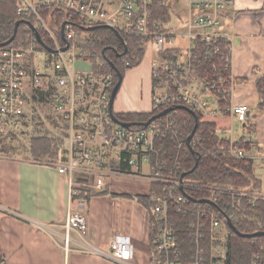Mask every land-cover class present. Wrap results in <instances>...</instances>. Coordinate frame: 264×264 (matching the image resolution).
<instances>
[{"label": "built area", "instance_id": "built-area-1", "mask_svg": "<svg viewBox=\"0 0 264 264\" xmlns=\"http://www.w3.org/2000/svg\"><path fill=\"white\" fill-rule=\"evenodd\" d=\"M14 1L17 14L35 19L46 38L39 42L35 36L26 46L0 48V130H6V123L22 120L34 110L41 112L40 106L57 118L60 130L65 129L67 136L62 137L65 146L61 153L64 161L56 165L59 173L67 176L70 187V204L63 226L65 249L69 248L72 233L87 235L89 231V202L80 197L76 185L79 180L86 182L96 193H103L113 180L120 177L146 179L162 187V195L152 197L157 225L152 264H226L229 234H216L224 224L213 213V206L219 205L235 215L238 212L233 206L235 197L248 199L251 204L264 198L250 190L205 186L210 191V203H191L185 194L179 192L189 184L181 178L165 177L152 165L159 141H170L178 145L179 150L183 147L184 140L172 119L174 114L169 113L142 129H132L133 126L125 129L113 121L110 112L114 71L104 72L101 65H93L91 72L82 73L74 69V64L89 63L97 57L88 53L90 34L95 31L90 29H107L115 34L123 32L147 39L144 53L151 47L158 55L152 63L153 80L158 83L152 96V112L184 108L200 115L206 122L221 114L217 104L221 96L223 99L231 97L234 81L231 75L209 83L191 76V51L198 39L208 45L227 42L230 70L231 44L228 37L219 32L220 13L228 1L181 0L189 12L188 31L184 36L175 35L165 26L151 22L150 8L154 0ZM57 11L63 12L64 20L53 24V13ZM182 37L188 42L186 51L178 50L181 55L184 53V57L180 56L175 63L161 59L162 54L178 49L177 38ZM218 52L219 48H216L214 54ZM248 113V106L236 104L223 112L240 123L247 121ZM218 133L216 130L215 134ZM221 135L219 138L229 143L228 148H222L226 155L247 159L246 152L236 146L239 142L246 144L244 138L235 141L232 134L228 139ZM144 166L148 168L147 173L143 171ZM171 209L184 215L193 214L198 219L194 226L195 249L186 262L171 225ZM206 222L213 228L212 243L218 244L216 247L212 245L209 259L199 233ZM263 239H253L256 250L251 264H264ZM94 252L116 264H135V248L130 237L117 236L106 251L94 249Z\"/></svg>", "mask_w": 264, "mask_h": 264}, {"label": "crops", "instance_id": "crops-1", "mask_svg": "<svg viewBox=\"0 0 264 264\" xmlns=\"http://www.w3.org/2000/svg\"><path fill=\"white\" fill-rule=\"evenodd\" d=\"M227 1L220 13L219 32L228 37L231 44L230 75L234 89L229 106H248L249 113L247 121L240 123L223 114L228 106L222 110L217 104L221 114L210 118L207 123L215 124L225 139L232 134L235 141L244 138L247 144L252 143V151L246 155L248 160L254 161V174L261 182L259 194L264 198V110L258 107L256 88L257 81L264 77V0ZM183 9L189 20L188 9ZM171 12L172 8L170 21L165 27L174 30L175 35L184 36L185 33L178 32L180 24L172 25ZM188 20L183 22L184 27ZM180 40L177 50L184 52L188 42L183 37ZM147 54H150L146 78L151 86V113L152 63L158 55L151 47L146 49L144 56ZM180 56L184 57V53ZM213 106L216 107L214 101ZM133 110L118 103L114 113L128 114ZM76 185L93 194L88 205L89 231L87 235L72 233L66 250L63 226L70 204L67 176L60 174L53 164L0 156V208L7 211L0 217V254L5 264H116L96 255L94 249L106 251L117 236L131 238L135 264H152L151 216L136 197L152 200L153 196L162 195L161 186L146 179L120 177L106 187L105 194H100L86 182L79 180ZM155 192L158 193L153 195ZM216 234L229 232L222 225ZM213 245L218 244L214 242Z\"/></svg>", "mask_w": 264, "mask_h": 264}, {"label": "trees", "instance_id": "trees-1", "mask_svg": "<svg viewBox=\"0 0 264 264\" xmlns=\"http://www.w3.org/2000/svg\"><path fill=\"white\" fill-rule=\"evenodd\" d=\"M170 11L171 7L167 0H154L150 8L151 22H157L161 26H165L170 21ZM52 20L53 24L62 23L64 20L63 12H54ZM17 22L23 23L19 26L16 37L10 46L21 47L29 44L31 38L35 37L30 26L35 28L40 39L46 38L45 32L37 26L35 19H27L17 14L14 0H0V44H4L13 36ZM90 35L91 41L88 46V53L96 54V59L92 61L93 65H101L100 68L104 72H111L113 69L110 64H113L124 76L126 70L140 66L145 57L143 46L146 44L147 39L120 32L122 42L114 32L107 29L95 30ZM228 46L229 44L224 41L217 45H208L200 39L196 40L195 46L191 51V76H195L199 81H206L207 83L218 82L219 79L228 78L230 76L229 61L227 59ZM125 47L127 48V53L123 55ZM216 48H219V52L214 54ZM115 50L116 52H114ZM118 54H122V56L118 57ZM180 54L178 50H170L162 54L160 58L175 63L180 58ZM113 73L115 86L118 81V75L115 71ZM157 85L158 83L153 81V94ZM256 88L259 96L258 107L264 110V77L257 81ZM221 97L219 105L224 110L229 106L230 98L225 96L226 98L223 99ZM157 114L159 112L128 113L116 114V117L123 123L138 124L147 122ZM170 114H174L172 119L175 121L176 127L184 140L183 149L179 150L178 145L170 141H159L156 145L157 154L153 157L152 165L155 169L161 170L165 177H176L178 179L183 177V181L189 186L183 189V192L182 190L179 192L184 193L191 203L198 204L202 201H210V191L205 189V186H224L233 190H260L261 182L254 174V161L237 159L226 155L222 148H228L229 143L217 137L215 124L204 122L200 115L184 108H178ZM194 115L198 117L199 123L191 141V149H189L187 139L195 127ZM132 129L142 128L134 125ZM64 146L65 142L62 137L56 140L36 138L31 141L30 154L32 159L37 162L57 165L64 161L61 156ZM236 146L247 154L252 151V143L242 144V142H239ZM78 191L81 198L87 202L90 201L92 193H86L84 190ZM102 194H105V192ZM153 195L156 194L154 193ZM222 199L227 200L224 196ZM136 200L145 206L150 213L152 221L151 250L154 252L157 229L153 213L154 203L151 198L136 197ZM221 201L223 203V200ZM249 202L248 199L238 200L235 197L233 206L235 211L238 210L235 215L230 214L229 211L224 210L219 205L213 206V213L218 215L221 223L226 226L229 232L226 239V264H251L252 256L256 250L253 239L243 238L240 235L264 233V199L258 200L255 204ZM2 213H7V211L0 208V217ZM224 215L230 218L232 225L240 235L236 234L227 225ZM169 216L171 225H173L175 230L180 252L185 255L183 261H189L195 249L196 230L194 226L197 224L198 219L193 214H180L174 209L169 211ZM202 224L204 225V220H202ZM199 233L206 257L209 259L212 254V237L214 235L210 223L206 222L204 228L199 230ZM0 264H5L1 254Z\"/></svg>", "mask_w": 264, "mask_h": 264}, {"label": "rangeland", "instance_id": "rangeland-1", "mask_svg": "<svg viewBox=\"0 0 264 264\" xmlns=\"http://www.w3.org/2000/svg\"><path fill=\"white\" fill-rule=\"evenodd\" d=\"M168 4L172 8V25L180 24L178 32L186 34L188 28L184 27L183 22L188 20V16L187 11L183 9L185 8L183 2L180 0H168ZM170 31L171 33H176L174 30ZM181 42L180 38H177V44H181ZM149 58L150 54H147L143 58L140 66L125 71L123 83L116 98L115 105L121 103L128 106L129 109H134L129 113H139V110L141 113L150 112L149 97L151 94V86L146 78L149 69ZM93 64V62H76L74 69L77 72L88 73L93 70ZM39 108L41 112L34 110L33 113H30L22 120L6 123V130H0V156L32 159L30 147L33 139L50 138L56 140L60 137L67 136L64 128L62 130L59 129L60 123L57 118L50 115L48 109L44 110L42 106ZM143 171L148 172V168L144 166ZM181 179L183 180V178ZM122 181L128 180L123 179ZM127 185L130 187L129 184ZM251 191L259 193L257 190L250 189ZM223 229L224 231L226 230L225 227Z\"/></svg>", "mask_w": 264, "mask_h": 264}, {"label": "water", "instance_id": "water-1", "mask_svg": "<svg viewBox=\"0 0 264 264\" xmlns=\"http://www.w3.org/2000/svg\"><path fill=\"white\" fill-rule=\"evenodd\" d=\"M23 22H17L16 25H15V28H14V33H13V36L7 41L5 42L4 44H0V48H4V47H7L9 46L15 39L16 37V34H17V31H18V28L19 26L22 24ZM30 26V25H29ZM32 31L35 33V36L36 38L38 39V41L40 42V37H39V34L36 32L35 28L30 26ZM96 30V28H93V29H90V31H94ZM116 35L118 36V38L121 39L122 41V38L120 37V35L116 32ZM123 42V41H122ZM66 49H64L65 51ZM116 52V50L114 51ZM127 53V48L125 47L124 49V54ZM118 57H121L122 54H118L117 55ZM112 69L117 73L118 75V81L113 89V92H112V95H111V99H110V112H111V117L113 119V121L118 124L119 126L125 128V129H130L132 126L136 125V126H139V127H148L153 121L161 118V117H164L166 115H168L169 113L177 110L178 108H169V109H166L164 110L163 112L153 116L152 118H150L147 122H144V123H138V124H131V123H123L121 122L115 115L114 111H113V107H114V103H115V99L117 98V95L120 91V88L122 86V83H123V75L117 70V68L113 65V64H110ZM195 116V127H194V130L192 132V134L188 137L187 139V145H188V148L191 149V141H192V138L196 132V129L198 127V123H199V120H198V117L196 115ZM183 178V177H182ZM182 192H183V189H181ZM184 194V193H183ZM201 203H210L209 201H202ZM225 216V220L227 222V225L238 235L239 232L234 228V226L232 225L231 223V220L228 216L224 215ZM241 237L243 238H247V239H251V238H256V237H264V233H255V234H251V235H240Z\"/></svg>", "mask_w": 264, "mask_h": 264}]
</instances>
